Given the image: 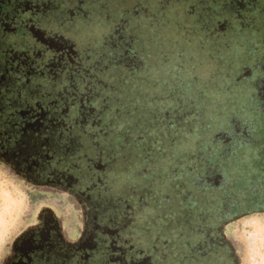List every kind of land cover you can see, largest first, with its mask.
Listing matches in <instances>:
<instances>
[{"label": "flooded vegetation", "instance_id": "af4514ba", "mask_svg": "<svg viewBox=\"0 0 264 264\" xmlns=\"http://www.w3.org/2000/svg\"><path fill=\"white\" fill-rule=\"evenodd\" d=\"M70 3L87 44L38 25L56 0H0V165L37 198L1 264H240L226 227L264 213V0ZM169 73L188 111L153 95Z\"/></svg>", "mask_w": 264, "mask_h": 264}, {"label": "rangeland", "instance_id": "374dc122", "mask_svg": "<svg viewBox=\"0 0 264 264\" xmlns=\"http://www.w3.org/2000/svg\"><path fill=\"white\" fill-rule=\"evenodd\" d=\"M183 106L186 108L187 104ZM66 198L74 207L73 200L67 196ZM35 200L37 198H34L31 187L0 165V264L7 255L13 239L29 218ZM255 201L250 199V207L253 208V204L261 206ZM253 210L256 211L255 208ZM72 214L76 227V224H81L78 206L74 207ZM64 226L67 229L66 222ZM226 230L231 235L234 248L240 257V264H264V213L241 217L233 226L232 224L227 226Z\"/></svg>", "mask_w": 264, "mask_h": 264}, {"label": "snow or ice", "instance_id": "6c2138e0", "mask_svg": "<svg viewBox=\"0 0 264 264\" xmlns=\"http://www.w3.org/2000/svg\"><path fill=\"white\" fill-rule=\"evenodd\" d=\"M42 2L47 4V3H51L52 0H42ZM56 4L57 7H55L54 9H50L49 11L42 13V15L40 16V20L38 21V25L42 24L44 26L50 27L53 24H55L57 25V27H55L53 30L61 32V34L67 32L68 33L67 39L69 41H77L79 39L85 44L89 43L90 40L88 37L81 36L80 33L75 31V29L64 23L63 7L64 5L71 7L72 4L70 3V0H63V4H61V0H56ZM21 39L23 46L18 51L22 55L30 54L32 50L47 51V49H41V46L37 45L34 40L29 41L27 40V38L24 37H21ZM5 44L11 47L13 46V40H9L7 39V37L0 35V49H3ZM2 75L3 73H0V76ZM40 87H43L42 83ZM37 91H39V88H37ZM121 252H124L123 264H138V262L142 259L141 257L137 256L132 249H127V251L125 252L124 248H121L120 250L117 251L108 250V252L103 256V264H109V257H115L116 259H120Z\"/></svg>", "mask_w": 264, "mask_h": 264}, {"label": "trees", "instance_id": "16d2710c", "mask_svg": "<svg viewBox=\"0 0 264 264\" xmlns=\"http://www.w3.org/2000/svg\"><path fill=\"white\" fill-rule=\"evenodd\" d=\"M183 35L185 38L180 37V36H176V37H172V35L170 36V37H172L171 40L165 45L164 49L162 50L167 55L163 56L161 54V49L159 48V50H157V54L153 56L154 60L152 63H154L153 64L154 66H156L157 64L159 65V64L163 63L164 62L163 59H165V58H167L168 64L176 61V57H177L178 53L180 51H182L183 47H187V35H189V34H186L185 32H183L182 36ZM176 41H178V42L176 43ZM179 46H180V48H179ZM134 71H136V70L134 69ZM158 72L159 71H157V74H158ZM175 76L176 77L174 78L173 75L171 73H169L166 76V79L169 80V82L164 83V77H163V79H161L158 75L157 79L160 82H161V80H163V84H164V86L162 85V89H159V91H158V87H159L158 86V84H159L158 80H156V79L153 80V83H152L153 84V86H152L153 92L156 91L155 94H153V95L158 100L165 98L168 94H170L173 97V99H175V100H178V98L182 97L181 96V95H183V93L181 92L182 90H180V88L177 87L178 85H177V82L175 81V79L178 78L177 73L175 74ZM217 87H218V92H221V93L227 92V90L231 89V86L226 85L224 81H222L221 84H219V86H217ZM166 88H169L170 90L168 89V91H166L167 90ZM203 91L204 90H202V92H201L202 96L204 95ZM181 100H182V105L187 104L186 108H184V106H183V111L184 110L188 111V109H189L188 106L190 103L188 101V98H186V96H184V98L182 97ZM176 102H180V100H178ZM186 128H187V126H186Z\"/></svg>", "mask_w": 264, "mask_h": 264}]
</instances>
